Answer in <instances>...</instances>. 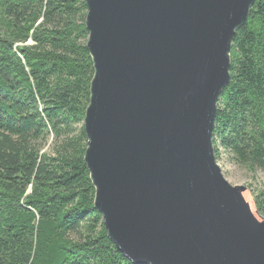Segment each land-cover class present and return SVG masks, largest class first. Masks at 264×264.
I'll return each instance as SVG.
<instances>
[{
  "label": "water",
  "instance_id": "1",
  "mask_svg": "<svg viewBox=\"0 0 264 264\" xmlns=\"http://www.w3.org/2000/svg\"><path fill=\"white\" fill-rule=\"evenodd\" d=\"M93 63L84 163L94 208L132 264H264L252 192L213 132L255 0H85Z\"/></svg>",
  "mask_w": 264,
  "mask_h": 264
},
{
  "label": "trees",
  "instance_id": "2",
  "mask_svg": "<svg viewBox=\"0 0 264 264\" xmlns=\"http://www.w3.org/2000/svg\"><path fill=\"white\" fill-rule=\"evenodd\" d=\"M85 0H0V264H132L107 237L84 163L93 63ZM214 123L264 173V0L237 32ZM264 218V190L254 195Z\"/></svg>",
  "mask_w": 264,
  "mask_h": 264
},
{
  "label": "rangeland",
  "instance_id": "3",
  "mask_svg": "<svg viewBox=\"0 0 264 264\" xmlns=\"http://www.w3.org/2000/svg\"><path fill=\"white\" fill-rule=\"evenodd\" d=\"M218 165L222 170V174L226 181L232 186H243L248 188L253 195L264 190V173L257 172L250 174L246 170L239 168L231 162L229 156L221 151V157L218 160ZM253 213L258 220L261 216L257 213L255 207H252ZM261 241L264 247V230L261 233Z\"/></svg>",
  "mask_w": 264,
  "mask_h": 264
}]
</instances>
